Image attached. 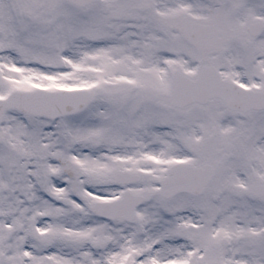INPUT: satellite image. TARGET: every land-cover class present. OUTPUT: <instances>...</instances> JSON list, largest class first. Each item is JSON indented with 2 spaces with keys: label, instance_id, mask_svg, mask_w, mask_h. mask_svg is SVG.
I'll list each match as a JSON object with an SVG mask.
<instances>
[{
  "label": "snow or ice",
  "instance_id": "6c2138e0",
  "mask_svg": "<svg viewBox=\"0 0 264 264\" xmlns=\"http://www.w3.org/2000/svg\"><path fill=\"white\" fill-rule=\"evenodd\" d=\"M0 264H264V0H0Z\"/></svg>",
  "mask_w": 264,
  "mask_h": 264
}]
</instances>
